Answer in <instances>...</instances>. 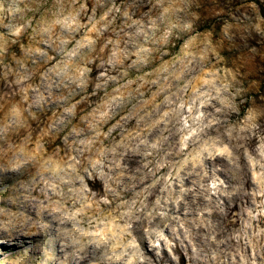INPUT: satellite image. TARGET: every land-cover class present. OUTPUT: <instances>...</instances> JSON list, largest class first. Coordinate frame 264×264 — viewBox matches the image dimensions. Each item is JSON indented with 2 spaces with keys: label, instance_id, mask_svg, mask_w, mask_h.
Segmentation results:
<instances>
[{
  "label": "clouds",
  "instance_id": "obj_1",
  "mask_svg": "<svg viewBox=\"0 0 264 264\" xmlns=\"http://www.w3.org/2000/svg\"><path fill=\"white\" fill-rule=\"evenodd\" d=\"M0 264H264V0H0Z\"/></svg>",
  "mask_w": 264,
  "mask_h": 264
}]
</instances>
